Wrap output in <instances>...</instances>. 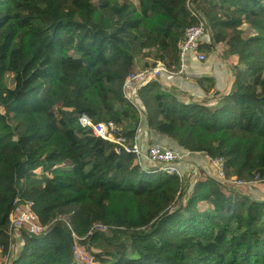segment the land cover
<instances>
[{
  "label": "trees",
  "instance_id": "16d2710c",
  "mask_svg": "<svg viewBox=\"0 0 264 264\" xmlns=\"http://www.w3.org/2000/svg\"><path fill=\"white\" fill-rule=\"evenodd\" d=\"M200 19L209 39L199 50H225L229 88L198 100L156 79L137 91L139 109L125 101L135 60L176 72L178 42ZM94 112L128 138L145 124L183 151L222 158L227 180L264 177V0H0L2 256L18 194L46 230L17 232L10 264H83L74 237H86L95 264H264V197L200 168L181 179L143 169L79 126ZM28 163L41 175L26 185L16 175Z\"/></svg>",
  "mask_w": 264,
  "mask_h": 264
},
{
  "label": "built area",
  "instance_id": "2783aa9c",
  "mask_svg": "<svg viewBox=\"0 0 264 264\" xmlns=\"http://www.w3.org/2000/svg\"><path fill=\"white\" fill-rule=\"evenodd\" d=\"M192 15H194V13H192ZM204 34L205 25L202 19H200L198 23L187 27L184 30L183 38L178 43L180 70L177 72H172L168 69L165 62L156 61L155 65L151 68L140 71H132L127 75L122 84V98L132 104L134 107L138 108L137 91L147 86L152 81L159 79L162 74H180L183 68V60L187 54L192 53L195 55L198 61L205 60V55L199 50ZM214 92V89H210L208 95L211 97ZM95 118L97 121H94ZM78 123L81 128L90 130L94 137L110 143L115 154L132 155L137 161L138 165L143 169L149 166L154 168V170L159 173L175 175L180 179L183 177L177 166L178 163L183 159V155L173 151L168 147L159 145H149L145 148V150H142L137 138L141 132L140 126H138L135 130L134 136L132 138H128L123 134L119 126L113 122L104 121L97 112H94V116L82 115L79 118ZM205 159L208 161L210 168H212L216 173L218 179L229 182L233 187H239L246 184L264 185V177L258 178L257 176L249 183H244L240 180H227L224 172V160L222 158L212 159L208 156H205ZM28 182L29 181L25 182V184L29 185ZM8 220L9 245L5 255L2 256L5 249L4 245L0 244V264H10L14 254L13 251L15 250L14 246L19 245L18 242L16 243L17 232L24 231L29 235L40 236L46 230V227L40 225L37 215L33 211L32 201L22 198L18 194L15 195L12 201ZM93 229L96 231H103L104 233L107 231L106 227L99 224L94 225ZM74 240L75 243L72 250L75 260L78 261V258H81L80 263L94 264L93 261L87 263L82 260L83 257L87 256V253H89L84 245L86 237H74ZM78 246H80L79 249H77Z\"/></svg>",
  "mask_w": 264,
  "mask_h": 264
},
{
  "label": "crops",
  "instance_id": "0c3cea01",
  "mask_svg": "<svg viewBox=\"0 0 264 264\" xmlns=\"http://www.w3.org/2000/svg\"><path fill=\"white\" fill-rule=\"evenodd\" d=\"M206 43H208V40H206ZM201 44H205V43H203L201 40ZM219 49H222V47L220 46L216 47L214 50L210 52H206L203 50L202 53L205 55V58L206 55L208 54L207 56L208 60H203V61H198L195 55H193L192 53L187 54V56L183 60L182 72L180 74H174V75L162 74L158 79L159 82L166 88H174L177 91H179L181 94H184L187 97H192L198 100L206 99V90H208L211 87L215 88L216 93H221L223 91H226L231 83L230 69L228 67V62L224 60L227 57H224V55H222V52L219 54L220 51ZM161 52L165 56L168 55L169 47H167V50H165V46H164ZM156 60L162 61L161 59H156ZM152 62L155 63V60L149 58L148 55L146 54L141 58L135 60V65L133 67L134 71H138V70L140 71L146 69L144 67L145 63L149 64ZM180 97L183 100H186L185 97L182 96ZM140 128H141V132L137 138H138V143L142 150H145V148L149 145H161L168 147L173 151L176 152L179 151V153L181 152L180 154L183 155V159L181 160L180 163H178L177 166L178 169L179 167L181 169H184V175H188L192 169L194 171V168L203 169L204 171H207L208 173L211 174L214 173V171L210 168L209 164L207 163L206 159L203 156L195 155L183 151L176 145V143H174L173 141L171 143L170 142L171 140L167 139L166 137L158 136L157 134H154L152 132L147 133V128L145 124L142 125V127L140 126ZM29 158H30L29 163L34 160V157L32 155H30ZM29 163L27 166L26 173L24 174L18 173V175H16L18 178H20L21 176L25 178L26 176L28 177V172L30 169ZM251 188H254L256 190L250 191ZM249 192L252 193V195L255 197L260 195V197L258 198H263L264 186L254 184L253 186H250ZM17 238H18L17 241L20 245L22 240L19 235L17 236ZM111 239H114V237H112ZM98 242L103 243V241L101 240ZM93 245L95 246V244Z\"/></svg>",
  "mask_w": 264,
  "mask_h": 264
},
{
  "label": "rangeland",
  "instance_id": "374dc122",
  "mask_svg": "<svg viewBox=\"0 0 264 264\" xmlns=\"http://www.w3.org/2000/svg\"><path fill=\"white\" fill-rule=\"evenodd\" d=\"M134 1V0H133ZM246 32H247V34H249V33H251L249 30H247V28H243ZM209 39V33L208 32H206V34L202 37V42L203 43H206V40H208ZM167 42L165 41V44H166ZM165 50H166V48H165ZM220 51H219V54L222 52V55H223V52L225 51H223V49H219ZM207 56H208V54L206 55V58H205V60H208L207 59ZM224 57H227L226 56V54L224 53ZM224 60H226V62H228V65H231L230 64V62H229V60H227V58H225ZM139 71V70H138ZM10 80H11V77L8 75L7 76V78H6V82H7V84L9 85V83H10ZM171 143H172V140L170 141ZM178 153H179V151H178ZM181 153V152H180ZM31 163V162H30ZM29 166H30V164H29ZM179 169H180V173L181 174H184V169H181L180 167H179ZM195 170L196 169H194V173H195ZM188 171V170H187ZM186 171V172H187ZM191 172H192V170H191ZM39 175H41V172L40 173H32L31 171H30V169H29V172H28V177H27V180L29 181H31V180H33L34 178H36V177H38ZM30 181L28 182L29 184H31L30 183ZM247 186H253V185H251V184H246ZM256 185H262V184H256ZM34 186V185H33ZM264 186V185H263ZM234 188H239V187H234ZM253 190H256V189H254V188H251V190L250 191H253ZM258 197H260V195H258L256 198H258ZM20 247V246H19ZM19 247H18V245H15L14 246V248H15V250L13 251L14 252V254H17V252H18V249H19ZM93 249H97V250H101V251H104L103 249H101V248H99L98 246L96 247V245L94 246L93 245ZM80 248V246H78V248L77 249H79ZM79 253V252H78ZM87 253V252H86ZM82 260H84L85 262H90V261H93V257L89 254V253H87V256H85V257H83V259ZM78 261L79 262H81V258H78ZM95 264V263H94Z\"/></svg>",
  "mask_w": 264,
  "mask_h": 264
},
{
  "label": "bare ground",
  "instance_id": "6f19581e",
  "mask_svg": "<svg viewBox=\"0 0 264 264\" xmlns=\"http://www.w3.org/2000/svg\"><path fill=\"white\" fill-rule=\"evenodd\" d=\"M190 12L193 13L191 10H190ZM205 30H206V29H205ZM178 43H179V42H178ZM179 70H180V69H179ZM138 109H139V108H138ZM140 119H141V117H140ZM139 126H140V125H139ZM180 162H181V161H180ZM180 162H179V163H180ZM179 171H180V170H179ZM180 172H181V171H180ZM182 176H183V174H182Z\"/></svg>",
  "mask_w": 264,
  "mask_h": 264
}]
</instances>
